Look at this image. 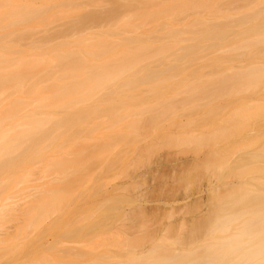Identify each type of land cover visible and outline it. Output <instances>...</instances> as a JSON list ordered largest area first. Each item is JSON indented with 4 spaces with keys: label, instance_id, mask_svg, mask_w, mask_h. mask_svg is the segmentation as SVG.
I'll list each match as a JSON object with an SVG mask.
<instances>
[{
    "label": "bare ground",
    "instance_id": "obj_1",
    "mask_svg": "<svg viewBox=\"0 0 264 264\" xmlns=\"http://www.w3.org/2000/svg\"><path fill=\"white\" fill-rule=\"evenodd\" d=\"M64 2L0 0V246L15 236L13 183L27 180L35 162H45L42 176L59 184L53 193L35 187L39 199L20 210L28 217L24 228L71 197L69 176L76 181L98 159H122L124 146L139 148L134 143L145 131L144 138L205 147L191 166L215 175L209 206L198 198L199 206L195 200L179 206L174 239L154 238L140 251L141 239L123 240L122 257L100 252L82 262L107 244L92 238L121 216L113 210L117 199H108L63 232L87 238L90 251L58 249L41 264H235L212 244L225 216L253 238L243 264H264V0H87L86 9ZM48 9L75 18L64 31L30 23ZM248 93L257 96L247 99ZM165 121L179 122L182 130L173 125L179 136L163 131ZM103 129L115 131L100 144L99 137H84Z\"/></svg>",
    "mask_w": 264,
    "mask_h": 264
},
{
    "label": "rangeland",
    "instance_id": "obj_2",
    "mask_svg": "<svg viewBox=\"0 0 264 264\" xmlns=\"http://www.w3.org/2000/svg\"><path fill=\"white\" fill-rule=\"evenodd\" d=\"M64 1L65 4L71 1L75 2L81 8L89 7L87 0ZM54 10H46L43 16H35L30 23L35 22L44 25V27H48V31H51L52 27L58 24L59 29L64 31L67 24L75 18V13H59L54 12ZM239 63L244 64L245 60L241 59ZM256 96L249 93L245 94L247 99L255 98ZM183 118L185 117L181 116L180 119L178 116L175 120L176 122L179 119L184 121ZM101 120L104 121L105 119L101 118ZM164 123L166 127L163 131L179 136L178 132L180 133L182 130L179 127V122L178 125L172 124V126H170L168 121ZM173 125L178 126L181 130ZM191 128H189L190 131L195 133V129L193 128V130ZM115 130L103 129V132H101L103 135H100L99 132H92L86 134L84 137L89 141L93 140V142L97 140L95 138L99 137L97 143L100 144L104 139L106 140L108 138L105 137L106 135L108 136L105 133L112 134ZM143 130L145 129H141V131ZM183 131L185 130L183 129ZM144 132H142V136L146 134ZM188 133L190 134V132ZM141 135L139 141L136 142L137 144L134 143L138 147L140 146L139 148L135 146L133 150V146H124L121 142L110 149V152L114 153L113 155L111 154V158H117L116 152L124 146L123 150L126 151V156L122 159L112 163L108 162L110 160L103 161L102 159H98L86 165L82 171L83 174L76 181L75 174L69 176V178L72 177L74 179L71 181V185L69 183L70 186L66 185L69 187V192H67L71 197L67 201H63V205L59 210L49 212L41 222L35 225L31 224L30 227L24 228L23 224L27 221L28 217L22 213L23 217H21V208L26 204H34L39 199L40 191L44 192L46 190L49 193L47 191L48 189L50 193H53V187L56 188L57 186L55 187V185L59 184V182L56 183L57 181H54L52 178L53 175L42 176V165L45 162L41 164L40 161L35 162L29 171L27 180L13 183L12 204L15 215V236L11 242L0 246V264H41L44 258L50 261L51 259L54 260L57 257V250L63 248H76L82 252L84 251V253L85 250L90 251V249H86L87 245L85 242L87 238L67 237L63 235V232L69 229L85 214L97 213L93 210L98 205L107 202L106 200L108 199H117V207H114L113 210L120 212L121 216L118 219L113 218L110 225H108V230L99 232L92 239H103L105 240L103 245L106 243L110 245L106 244L103 248H100L101 245L97 243L99 244V248L96 245L97 247L95 246L96 249H93L94 251L91 249L92 253L88 251L89 254H84L80 258L82 262L99 255L100 252H104L105 254L107 252L115 258L122 257L126 252V248L120 243L123 240H128L133 243V241L141 239L135 247V251H140L148 247L154 238L163 237L169 240L174 239L180 231L179 224L182 223L179 221V217H182L179 214L180 212H178V207L185 203H193V200L197 203L198 198V201L199 199L202 200V202L199 201L201 204L205 203L202 205L203 208H207L210 202V189L215 187V185L217 186L215 175L211 171L204 170L205 168L202 169V167L201 171L200 166L197 167L199 169H197L198 171L196 169L194 170V167L192 168L191 166L193 165L191 162L194 163L193 156L196 153H202L205 147L202 150L196 151L191 145H180L162 138L156 139L154 137L155 134H152L155 138V141L153 140L155 142L154 145V142L151 141L153 137L147 134V138H150L152 143V145L150 144L151 146L147 147L145 145L147 138ZM173 135L171 134V137H174ZM181 135L184 134H180V137ZM66 155L68 156L69 154ZM49 156L51 154L47 153L45 158ZM66 182H61V185L63 184L64 186L69 181ZM35 187H38L39 193ZM161 193L162 195L164 193L167 197L165 199H157L156 195L160 194L157 195L160 197L162 196ZM162 206L164 207L163 209L161 208ZM136 212L137 214L139 212L141 214L137 216ZM98 215L96 217L92 215V218L97 219ZM23 219L25 222L22 221ZM186 225L188 226V223ZM103 235L105 238H103ZM115 241L120 243L119 246L111 244ZM93 244L89 246L91 247ZM84 247L85 250H83ZM65 256H67V259L68 255Z\"/></svg>",
    "mask_w": 264,
    "mask_h": 264
},
{
    "label": "clouds",
    "instance_id": "obj_3",
    "mask_svg": "<svg viewBox=\"0 0 264 264\" xmlns=\"http://www.w3.org/2000/svg\"><path fill=\"white\" fill-rule=\"evenodd\" d=\"M252 236L240 221L233 217L222 218L212 234V244L236 257L235 264H243L244 256L252 244Z\"/></svg>",
    "mask_w": 264,
    "mask_h": 264
}]
</instances>
